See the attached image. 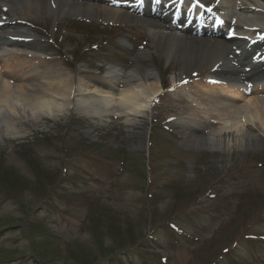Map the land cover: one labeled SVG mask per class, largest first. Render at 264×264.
I'll return each mask as SVG.
<instances>
[{"label": "rangeland", "instance_id": "374dc122", "mask_svg": "<svg viewBox=\"0 0 264 264\" xmlns=\"http://www.w3.org/2000/svg\"><path fill=\"white\" fill-rule=\"evenodd\" d=\"M209 14L220 37L230 32ZM90 15L56 23L32 13L25 25L36 46L0 52L64 59L95 76L146 65L167 81L142 144L124 119L93 123L73 109L0 143V264H264V145L189 146L220 126L192 130L193 93L171 87L180 73L204 83L208 64L182 69L154 51L148 28ZM141 51L149 56L136 59ZM263 53L264 40L252 54ZM262 82L264 64L240 86Z\"/></svg>", "mask_w": 264, "mask_h": 264}, {"label": "bare ground", "instance_id": "6f19581e", "mask_svg": "<svg viewBox=\"0 0 264 264\" xmlns=\"http://www.w3.org/2000/svg\"><path fill=\"white\" fill-rule=\"evenodd\" d=\"M203 1L213 5V12L230 28L228 35L225 32L220 37L205 12L199 18L179 11L182 0L173 1L169 8L161 0H0L4 5L0 25L10 28L0 32V46H36L25 25L28 17L31 22L38 19L32 13L44 19L54 17L57 23L70 15H82L84 9L90 11V17L102 21L146 27L154 51L172 63L180 62L182 69L208 64L201 73L210 79L201 85L181 77V73L171 81L175 92L187 89L193 93V108L185 117L192 130L220 126L211 129L208 137L191 138L187 144L224 149L240 144L264 145V82L240 86L254 78L264 64V54H252L264 39L260 36L264 31V0ZM23 3L32 8L18 6ZM202 9L200 5L198 10ZM204 25L207 27H201ZM148 56L149 52L141 51L136 59ZM121 69L125 67L111 65L106 75L95 76L75 73L64 59L0 52V143L24 138L30 130L25 123L36 126L39 121L58 119L73 109L77 116L93 123H103L109 117L124 119L127 128L138 129L134 133L142 144L146 139L143 126L152 117V102L167 80L146 65L139 64L127 73ZM225 74L230 75L225 78ZM234 75L236 78H230ZM213 77H219L218 81Z\"/></svg>", "mask_w": 264, "mask_h": 264}, {"label": "snow or ice", "instance_id": "6c2138e0", "mask_svg": "<svg viewBox=\"0 0 264 264\" xmlns=\"http://www.w3.org/2000/svg\"><path fill=\"white\" fill-rule=\"evenodd\" d=\"M227 251V250H226Z\"/></svg>", "mask_w": 264, "mask_h": 264}]
</instances>
